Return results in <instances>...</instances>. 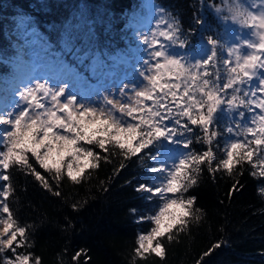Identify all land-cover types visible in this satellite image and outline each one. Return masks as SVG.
I'll return each instance as SVG.
<instances>
[{
  "label": "trees",
  "instance_id": "obj_1",
  "mask_svg": "<svg viewBox=\"0 0 264 264\" xmlns=\"http://www.w3.org/2000/svg\"><path fill=\"white\" fill-rule=\"evenodd\" d=\"M226 1L158 0L168 14L167 22L178 24L185 35L195 30L188 35L186 48L177 47L175 52L204 51L211 47L204 43L207 37L223 39L226 17L219 7ZM139 2L0 0V70L9 71L4 59L15 51L7 28L18 33L17 20L27 17L60 62L92 78L97 64L111 67L122 57L120 53L130 42L128 26ZM197 17L202 24L195 23ZM217 53V67L210 63L207 69L212 78L221 71L219 46ZM178 91H183V85ZM196 97L200 98L199 93ZM217 124L222 126L210 131L221 134L210 144L203 140L199 127L189 125L193 134H186L192 136L188 149L168 142L160 149L164 152L176 147L180 155L190 151L202 155L211 149L213 154L211 164L207 157L202 163H188V174L195 183L187 192L181 191L180 197L195 200L190 215L184 217V226L177 224L158 237L162 257L151 248L136 251L138 236L155 226L142 219L150 216L153 201L139 191L140 184L149 183L148 166L152 161L144 153L126 157L118 145L107 140L104 149L95 143L78 142L77 147L94 155L79 156L80 165L76 171L72 169L77 181L68 176L67 164L73 160L67 155L61 161V172L56 174L41 168L31 153L27 154L44 181L37 180L31 169L22 165L10 164L5 170L9 177L2 183L9 193L6 203L16 223L26 228L27 237L21 244L22 238L17 236L14 252L21 251L35 264H264V177L259 175L254 154L251 161L244 158L245 149L236 150L230 170L223 167L229 150L226 139L230 133L226 128L232 122L222 115ZM12 249L0 253V264H4L5 256L13 255Z\"/></svg>",
  "mask_w": 264,
  "mask_h": 264
},
{
  "label": "snow or ice",
  "instance_id": "obj_2",
  "mask_svg": "<svg viewBox=\"0 0 264 264\" xmlns=\"http://www.w3.org/2000/svg\"><path fill=\"white\" fill-rule=\"evenodd\" d=\"M236 15L251 16L253 23L248 26L252 28L258 26L259 43L244 40L243 46L259 49L264 56V12L260 14L258 20L255 15L239 10L232 19L235 20ZM195 23L200 25L203 21L197 17ZM194 31L190 30L188 35ZM188 35L180 32L178 24L170 25L168 31L160 32V36L171 45L181 49H185L190 43ZM237 39L239 40V37ZM144 43L149 45L151 51L148 52V59L144 61L143 71L139 75L147 81V85L139 90L133 87L127 92L121 89L122 98L119 100L104 97V107L80 103L75 95L66 94L64 87L53 90L42 83L21 92L13 110L0 111V125L4 126L0 132V145L6 149L0 151V165L5 170L10 164L25 166L31 169L37 180L44 181V177L29 163L28 153H31L41 168L49 172L54 170L56 174L61 172V161L66 155L72 157L73 162L80 155L93 157L92 151L76 146L79 141H86L90 145L95 143L100 149L105 148L106 140L114 142L129 158L144 153L152 161L148 167L156 177L154 186L140 184L139 191L149 193L150 195L146 197L149 201L158 196L164 202L154 214L142 218L150 220L155 226L147 235L138 236L136 251L146 252L151 248L152 252L162 257L164 252L158 237H162L177 224L183 227L184 217L190 215L189 209L195 200V197L186 200L169 199L166 193L187 192L189 185L195 183L188 174L189 161L202 163L207 157L211 164L213 154L209 149L202 155H195L190 151L184 153L182 157H177L176 147H168L165 152H161L160 149L164 147V142L188 149L192 143V136L186 134H193V128L189 125L199 127L203 132V140L210 144L213 138L221 134L210 129L222 126L217 122L223 115L235 125V128L232 126L226 128L228 133L235 131L237 136L246 137L247 134H251L255 137L254 141L232 142L230 150L227 151V159L222 161L223 167L231 169L233 156L238 154L237 149H246L244 158L251 161L254 150L249 145L264 144V97L260 99L245 97L250 95L255 97L257 90L264 94V59L255 54L242 56L240 44L228 47V58L223 59L222 63L225 67L230 66L231 58L235 55V66L228 67L226 82L221 84L222 77L218 71L215 78L207 71L210 63L217 67V48L224 46L218 39L207 37V43L211 45L210 55H206L202 50L172 54L164 43L155 38L149 41L145 37ZM257 69L261 70V78L257 90H253L248 82L256 78ZM182 85L183 91L179 92ZM242 86L247 87V90ZM196 93H199V99ZM49 97L51 107L48 106ZM61 97H65L64 102H61ZM147 101H151V105L146 104ZM172 105H175V108ZM241 108H246L248 112H253L254 108L260 110V113L253 115L250 121L256 127L241 125L240 121L245 118V112L240 111ZM58 112L61 114L58 115ZM117 112L119 116L116 115ZM126 118H131L135 122H129ZM237 129L239 131H236ZM59 130H63V134ZM196 138L200 139L199 136ZM73 162L67 164L68 176L77 181V175H73L72 171ZM261 164H264V160ZM259 175L264 177V168ZM3 180L7 181L9 177L4 175ZM44 186L47 187V183ZM3 195L7 199L9 195L7 189L3 191ZM173 206L180 211L178 213L172 211ZM2 211L7 214V218L0 220V224L4 225L0 229V253L12 248L18 235L22 238L21 244L27 238L26 228L16 223L6 202L3 203ZM153 241H156L154 247ZM27 261V256L18 255L15 261L6 260L4 264H27Z\"/></svg>",
  "mask_w": 264,
  "mask_h": 264
},
{
  "label": "rangeland",
  "instance_id": "obj_3",
  "mask_svg": "<svg viewBox=\"0 0 264 264\" xmlns=\"http://www.w3.org/2000/svg\"><path fill=\"white\" fill-rule=\"evenodd\" d=\"M219 9L220 12H222V10L225 12V15L222 17H227V19L223 18L225 20V34L224 38L220 39V42L224 46L222 47V53H220L222 54L221 58L218 59V67L221 70L220 76L222 77L220 82L222 84L226 82L228 67L235 66V55L231 58L232 64L230 66L225 67L222 63L223 59L228 58V47L234 44H240V54L242 56L246 54H255L261 57V59H264V56L261 55V50H254L243 46L244 40H250L252 43L256 44L259 43L258 26L257 28L248 26L253 23L251 16L241 17L236 15V19H232L233 15L239 10L240 12H247L255 15L258 20L260 14L264 12V0H227ZM167 16V12L158 0H140L128 26L130 42L126 45L123 52L120 53L122 57L116 59L111 67L103 68L97 64L93 68V73H91L93 75L92 78L82 75L75 69H71V67L64 62H60L59 59L53 55L55 51L51 49L48 42L44 41V37L39 33L38 29L29 25V18L18 19V33L12 32L7 28L8 35H10L13 41L16 40L17 43L13 42V47L15 49L14 55L4 59V62H6L5 66L10 70L7 73H3L0 70V96L4 99L2 104L4 106L0 110L2 112L13 110L15 108V102L20 99L19 94L26 91L27 88L35 87L37 83L45 84L46 87L53 90L64 87L66 94L75 95L77 101L89 104L93 107H104L103 98L106 96L117 100L121 99V89H125L127 92L133 87L137 90L144 88L147 85V81H145L139 73L143 71V63L148 59L147 54L151 51L149 45L144 43L145 37H147L149 41L155 38L161 43H164L170 53L179 54V51L175 52L178 46L171 45L164 37L160 36V32L168 31L170 25H176L173 24V22L171 23V21L167 22ZM91 20L92 19H88V22H91ZM91 26L92 24L90 23L89 27ZM237 37H239V40ZM225 41H227L226 44L224 43ZM204 43L206 44L207 42ZM157 46L158 45H153V47ZM210 49L211 47L208 49L206 48L203 52L210 55ZM24 51L29 54L27 56H22ZM257 73L258 75L256 78L248 82V85H250L253 90H257L259 79L261 78L260 69H257ZM245 90H247V87H245ZM4 91H8V93L4 94ZM228 91L229 93L231 92L230 89ZM128 94L130 95V92ZM240 95L242 96L243 93H240ZM262 97H264V94H261L257 90L255 97H251L250 95L249 97H245V99H260ZM64 100L65 97H61V102H64ZM47 101L49 102L48 106L51 107L50 97L47 98ZM146 104L150 105L148 101ZM240 111L245 112V118L240 121L241 125L256 127V125L250 123V121L253 115L260 113V110L254 108L253 112H248L246 108H241ZM60 114L61 113L58 112V115ZM116 115L119 116L120 114L117 112ZM126 119L129 122H135L132 121L131 118ZM228 126L235 128L233 123L227 125V127ZM2 130L3 128L0 132H2ZM59 131L63 134V130ZM236 131L239 130L237 129ZM237 140L254 141L255 137L251 134H247L246 137L244 135L237 136L234 131L228 136V139H226L227 148L230 150L231 143ZM249 147L254 150L253 154L256 165L261 171V169L264 168V164H261V161L264 160V144L257 146L252 143ZM0 151H6V149L4 148ZM61 151H63V149H61ZM180 153L181 151L177 150L176 156L182 157ZM79 158L80 157L77 156L74 161L76 163V167H73L75 171L80 165ZM4 175L7 174L2 165H0V216L6 219L7 214L2 211L3 203L6 202L3 195L5 187L2 186ZM147 175L149 178V183L147 185L154 186L153 182L156 174L151 173L148 168ZM156 183H159V181H156ZM145 194L146 196L150 195L147 192H145ZM166 196L169 199L180 200L181 192L166 193ZM152 201L150 215L158 211V208L162 206L164 202L158 196H154ZM177 209L178 208L173 206L172 211ZM149 232H143L142 235H147ZM14 245L15 241L13 242L12 248ZM18 255L27 256L21 253V251H16L13 255L5 256L4 262L6 260L15 261ZM27 264L35 263L28 257Z\"/></svg>",
  "mask_w": 264,
  "mask_h": 264
},
{
  "label": "bare ground",
  "instance_id": "obj_4",
  "mask_svg": "<svg viewBox=\"0 0 264 264\" xmlns=\"http://www.w3.org/2000/svg\"><path fill=\"white\" fill-rule=\"evenodd\" d=\"M12 37H13V36H12ZM0 97H1V96H0ZM0 99H2V100H0V109H1V108H3V106H4V105H2L3 102H4V99H3V97H1ZM0 111H1V110H0Z\"/></svg>",
  "mask_w": 264,
  "mask_h": 264
}]
</instances>
